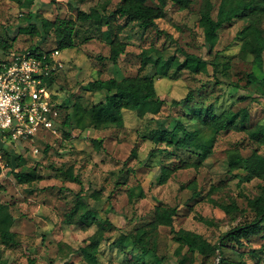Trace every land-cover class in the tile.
<instances>
[{"label": "rangeland", "instance_id": "rangeland-1", "mask_svg": "<svg viewBox=\"0 0 264 264\" xmlns=\"http://www.w3.org/2000/svg\"><path fill=\"white\" fill-rule=\"evenodd\" d=\"M119 1L35 0L26 9L15 0H0V37L11 43L14 50L30 45L42 49L56 47L53 32L33 35L23 29L31 28L35 23L39 25L35 18L26 19L28 11L51 20L75 21L76 45L61 51L64 66L52 87L62 117L75 109L82 113L103 99L102 91L89 89L91 81L137 74L142 62L141 52L151 46L181 59L185 50L205 55L218 63L217 69L209 65L208 70L201 74L194 75L185 69L180 74L171 71L169 76L157 75L156 90L165 99L161 111L141 117L137 111L125 109L123 127L111 125L99 131L91 128L80 131L58 126L56 132L40 135L34 143L6 141L3 149L7 147L13 154H22L28 166H35L44 175L42 181L33 185L19 184L9 168H4L0 176V203L4 211L12 213L11 229L21 241L16 246H5L0 241V255L7 259L8 264H31L33 259V264H89L81 247L89 242V236L97 229L93 215L111 223L99 246L101 264H133L134 259L139 258L141 251L131 237H126L121 245L117 240L121 234L134 232L136 227L153 221L159 204L177 208L174 218L176 229H191L212 241L237 223L254 216L248 198L259 193L264 180L244 169L229 170L230 164L240 156L250 155V166L257 162L259 156H264V144L252 140L246 131L232 127L218 132L212 153L200 167L178 169L163 184L157 182L161 166H173L180 160L198 161V149L195 146L188 149L172 146L163 153H150L155 147L151 137L156 129L171 128L177 116L185 112L183 105L172 104V100L183 99L190 91H193L192 107L215 103L218 112L228 110L231 116L239 115L241 109L247 107L250 113L247 126L258 128L264 123V94L255 93V88L247 82L251 72L264 78V57L263 64L259 66L254 63L253 54L245 57L240 54L242 39L239 31L246 20L237 19L224 24L218 36L207 41L200 23L203 0H192L187 9H180L169 2L165 17L157 20L165 32L158 33L154 28L143 31L136 25L128 27L121 34L127 41L126 52L117 63H113L107 58L109 45L100 38L99 28L90 21L78 20L77 12L79 9L102 8L103 4L111 10ZM212 2L216 13L220 0ZM262 25L264 27V18ZM210 44L214 45V56L208 54ZM154 72V67L148 64L142 74ZM235 82L239 88L231 86ZM200 126L197 122L190 128ZM69 129L72 136L65 138L63 132ZM204 131L207 133L208 128ZM93 138L101 141V145H95ZM255 149H258V154ZM133 150L136 151L134 156ZM69 166L80 175L82 185L62 173ZM79 191L90 209L82 217L85 223L70 222L65 216L73 208ZM131 192H134L132 199ZM214 200L235 202L239 210L226 213L214 204ZM83 210L78 211L77 218ZM200 217L213 219L215 224L208 225ZM155 236L154 247L158 255L165 257L163 262L176 264L178 243L172 237L171 227L157 228ZM263 244L264 236L256 235L242 248L249 264L256 263L248 249L259 248ZM230 255L233 260L239 258L234 252ZM214 261L217 262L214 256H198L195 264H212Z\"/></svg>", "mask_w": 264, "mask_h": 264}, {"label": "trees", "instance_id": "trees-1", "mask_svg": "<svg viewBox=\"0 0 264 264\" xmlns=\"http://www.w3.org/2000/svg\"><path fill=\"white\" fill-rule=\"evenodd\" d=\"M22 8H30L35 0H15ZM108 1V0H107ZM172 2L180 9L190 7L192 0H120L114 9L108 10L103 4L102 8L93 7L90 11L79 9L77 19L80 21H90L101 31V39H104L109 45V54L107 58L113 63H117L119 57L126 52L127 41L121 37L123 31L134 25L140 27L143 31L154 28L158 33H164L160 29L157 20L165 17L166 6ZM35 18L39 25L35 23L31 28H23L25 31L37 34L54 33L56 38V47L61 51L76 45L75 21L65 19L51 20L44 15L28 11L26 19ZM264 18V0H220L216 13H214V3L212 0H203L200 8V23L203 28L205 40L212 36H218L219 29L226 23L237 19L246 20L245 25L239 31L242 42L240 54L245 57L253 54L254 63L261 66L264 57V27L262 21ZM122 19L123 21H120ZM105 26V29L104 27ZM168 36L170 34L166 33ZM37 47L30 45L27 48ZM0 48L4 52L12 49L11 43L0 37ZM38 48V47H37ZM25 49V48H24ZM22 50V49H15ZM208 54L214 56V45L208 47ZM184 57L181 59L177 55H166L164 49L155 46L144 49L141 52L142 62L139 72L135 75L112 76L107 79H95L90 82V90H99L104 93L103 99L94 103L90 109L79 113L78 110L67 112L62 117L59 109V115L56 118V124L59 128L72 127L83 131L91 128L95 131L103 130L111 125L123 127L125 125L124 110L137 111L141 117L158 114L165 99L160 97L155 86V77L169 76L171 71L180 74L182 70L187 69L192 74H201L208 70L209 65L215 70L217 62L208 59L205 55L197 54L193 51H184ZM148 64H151L154 74H142ZM228 68V64H225ZM58 74V73H57ZM57 74L48 79V83H56ZM248 84L255 88V93L264 94V78L257 77L254 73H249ZM233 87L239 88L240 85L235 82ZM193 91L187 93L183 99H173L172 104L183 105L185 112L177 116V121L171 128L158 127L151 137L155 147L151 154L163 153L169 147L179 149H188L195 146L198 149V161L180 160L177 164L162 165L157 179L159 184L168 181L173 173L181 168H198L204 160L212 153L215 136L218 132L232 127L244 130L248 136L261 144H264V123L258 128L247 126L250 113L247 107L241 109L239 115L231 116L228 110L218 112L215 103L207 106L192 107ZM199 122L200 127L191 129L190 126ZM74 124V126H73ZM71 128V129H72ZM208 128V132L204 131ZM65 138L72 136L69 129L63 132ZM97 146L101 141L92 139ZM164 144V145H162ZM254 152L257 154L258 149ZM136 155L133 150L132 156ZM251 156H240L237 161L230 164L229 170L244 169L248 174L264 180V156H259L257 162L249 165ZM4 168H9L19 184H36L44 178L35 166H28L26 158L22 154H13L7 147L3 149V157L0 159V176ZM61 170V169H60ZM69 180H73L82 185L79 174L74 173L73 167L69 166L62 171ZM3 186V185H1ZM82 189V187H81ZM143 196V192L140 193ZM134 192L130 193L131 199ZM77 200L73 208L65 214L70 222H84L82 217L90 212L83 201L81 191L76 193ZM214 204L222 208L226 213H232L239 210L235 202L223 203L213 201ZM0 203V241L5 246L20 245L17 233L11 229L14 217L10 211H4ZM248 205L253 211L254 216L250 220L239 222L230 229L221 233L217 240L212 241L202 233L197 231L174 227V218L177 208L159 204L154 211L153 221L142 224L134 229V232L121 234L117 240L118 244H123L126 237H131L134 244L141 251L139 258H135L133 264H165L164 256L158 255L154 247L155 231L161 226L171 227L173 239L178 246L176 264H195L198 256L216 257L217 262L212 264H249L246 259L243 247L248 245L252 236H264V184L261 185L257 195L248 198ZM84 208L77 218L79 210ZM93 221L97 223V229L89 236V242L81 247L84 259L89 264H101L99 259V246L105 238V231L111 225L108 221L100 220L96 215L92 216ZM200 220L208 225H214L213 219L200 217ZM85 223V222H84ZM230 252H234L239 257L237 260L231 258ZM251 258L256 264H264V244L259 248H249ZM152 254V255H149ZM149 258H151L149 260ZM142 259V260H139ZM34 259L31 260L33 264ZM0 264H8L7 259L0 255Z\"/></svg>", "mask_w": 264, "mask_h": 264}, {"label": "built area", "instance_id": "built-area-1", "mask_svg": "<svg viewBox=\"0 0 264 264\" xmlns=\"http://www.w3.org/2000/svg\"><path fill=\"white\" fill-rule=\"evenodd\" d=\"M63 66L58 48L0 53V159L6 141L34 143L57 131L59 109L48 79Z\"/></svg>", "mask_w": 264, "mask_h": 264}]
</instances>
